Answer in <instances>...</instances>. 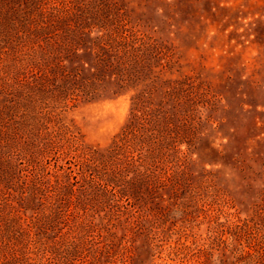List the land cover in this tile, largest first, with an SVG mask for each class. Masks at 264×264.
Here are the masks:
<instances>
[{"label": "rangeland", "instance_id": "374dc122", "mask_svg": "<svg viewBox=\"0 0 264 264\" xmlns=\"http://www.w3.org/2000/svg\"><path fill=\"white\" fill-rule=\"evenodd\" d=\"M0 264H264V0H0Z\"/></svg>", "mask_w": 264, "mask_h": 264}]
</instances>
